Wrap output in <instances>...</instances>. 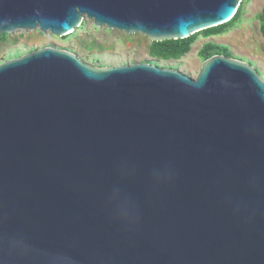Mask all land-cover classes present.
Wrapping results in <instances>:
<instances>
[{
	"label": "water",
	"instance_id": "95a60500",
	"mask_svg": "<svg viewBox=\"0 0 264 264\" xmlns=\"http://www.w3.org/2000/svg\"><path fill=\"white\" fill-rule=\"evenodd\" d=\"M243 0H0V34L85 19L151 42ZM0 264H264V78L213 55L192 78L39 48L0 64Z\"/></svg>",
	"mask_w": 264,
	"mask_h": 264
},
{
	"label": "rangeland",
	"instance_id": "374dc122",
	"mask_svg": "<svg viewBox=\"0 0 264 264\" xmlns=\"http://www.w3.org/2000/svg\"><path fill=\"white\" fill-rule=\"evenodd\" d=\"M264 0H244L241 17L224 34L199 36L191 50L178 60L156 61L149 55L150 40L141 34L128 35L106 27L98 28L90 19L72 36H53L38 31H18L6 41L0 40V64L39 48L53 47L68 50L93 66H117L131 63H154L160 67L179 70L195 78L203 60L199 51L208 42L227 46L233 57L255 66L264 78V36L260 30V15Z\"/></svg>",
	"mask_w": 264,
	"mask_h": 264
},
{
	"label": "trees",
	"instance_id": "16d2710c",
	"mask_svg": "<svg viewBox=\"0 0 264 264\" xmlns=\"http://www.w3.org/2000/svg\"><path fill=\"white\" fill-rule=\"evenodd\" d=\"M243 2L244 0L242 1L241 6L239 7L234 17L227 23L206 29L204 31L191 35L185 39L166 40L160 42L150 41V45H149L150 57L154 58L156 61L178 60L183 56H185L187 53H189L192 45L195 43V41L198 39L199 36L210 37V36L222 35L226 33L241 17L243 10ZM259 17L261 23L260 30L262 35L264 36V13L261 14ZM82 27L83 25L79 27V29H81ZM73 34L74 33L68 36H64L63 38L64 39L69 38ZM8 37L9 35L6 33L0 34V40L2 41H6ZM217 54H223L232 57V54L227 46L216 44L214 42L206 43L199 51V56L203 61Z\"/></svg>",
	"mask_w": 264,
	"mask_h": 264
}]
</instances>
